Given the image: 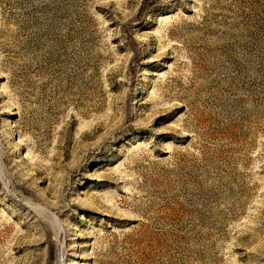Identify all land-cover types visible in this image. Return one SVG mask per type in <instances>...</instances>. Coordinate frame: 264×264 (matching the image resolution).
I'll return each instance as SVG.
<instances>
[{"label":"rangeland","instance_id":"obj_1","mask_svg":"<svg viewBox=\"0 0 264 264\" xmlns=\"http://www.w3.org/2000/svg\"><path fill=\"white\" fill-rule=\"evenodd\" d=\"M0 264H264V0H0Z\"/></svg>","mask_w":264,"mask_h":264}]
</instances>
